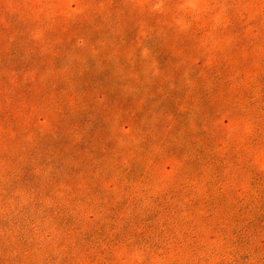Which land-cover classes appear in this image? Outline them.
<instances>
[{
    "label": "rangeland",
    "instance_id": "374dc122",
    "mask_svg": "<svg viewBox=\"0 0 264 264\" xmlns=\"http://www.w3.org/2000/svg\"><path fill=\"white\" fill-rule=\"evenodd\" d=\"M0 264H264V0H0Z\"/></svg>",
    "mask_w": 264,
    "mask_h": 264
}]
</instances>
